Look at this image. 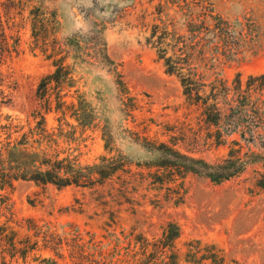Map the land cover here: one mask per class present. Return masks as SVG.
Returning a JSON list of instances; mask_svg holds the SVG:
<instances>
[{
    "label": "rangeland",
    "instance_id": "374dc122",
    "mask_svg": "<svg viewBox=\"0 0 264 264\" xmlns=\"http://www.w3.org/2000/svg\"><path fill=\"white\" fill-rule=\"evenodd\" d=\"M9 2L0 0V11L9 35L19 37V52L4 66L15 83L4 115L33 124L39 83L54 69L33 50L30 9L40 6L50 20V38L69 50L66 62L73 68L75 98L68 100L80 113L66 114L73 125L66 127L72 130L71 153L83 165L115 169L89 186L18 181L0 190V221L10 219L15 231L0 240V264H161L170 249L177 264H264V188L256 184L264 126H244L243 151L254 152L246 170L231 180L216 184L204 175L159 169L161 143L215 163L241 136L230 133L228 121L204 122L158 57L160 32L152 36L155 25L163 24L186 33V14L198 15L201 5L210 4L232 30L245 28L247 51L224 75L235 89L232 81L240 73L237 94L257 97L264 109V79H250L264 74V0H32L8 8ZM60 116L47 115L51 128ZM157 177L171 180L160 184ZM170 222L179 225L180 237L165 249L159 241Z\"/></svg>",
    "mask_w": 264,
    "mask_h": 264
},
{
    "label": "trees",
    "instance_id": "16d2710c",
    "mask_svg": "<svg viewBox=\"0 0 264 264\" xmlns=\"http://www.w3.org/2000/svg\"><path fill=\"white\" fill-rule=\"evenodd\" d=\"M25 1L32 0H10L6 6L19 8L25 5ZM200 8L203 11L198 15L186 14V33L169 31L166 24L155 25L152 36L160 32L154 42L158 57L163 61L166 72L179 79L186 100L201 109L206 124L220 126L228 121L232 126L230 133L240 134L241 139H235L236 147L229 150L226 158L215 163L161 143L157 149L162 152L163 160L156 165L162 170H172L175 175L185 177L189 173L199 174L213 183L221 184L241 175L251 163L250 155L254 151H243L242 140H246L243 128L249 123L264 126V109L257 97L246 95L243 91L237 94L238 87H241L240 73L232 81L235 89L224 75V68L241 60V54L247 51L245 28L232 30L229 21L215 14L210 4H203ZM42 10L40 6L30 9L33 50L50 59L54 69L39 83V108L32 113L33 124L27 125L3 113V107L12 102L15 89V83L8 79L4 66L19 52V37L9 35L5 16L0 11V190L12 188L18 181L52 184L58 188L89 186L104 182L115 169L111 163L108 170L102 168L101 164L83 165L78 156L71 153L72 130H66V127L73 128V125L66 119V114L70 111L77 118L80 113L75 109V102L68 100L69 96L75 98L70 95V88L75 86L73 68L66 62L69 50H63L62 46L58 48L56 41L50 38V20ZM8 15L6 20L11 21L13 17ZM230 34L233 41L228 38ZM255 78L264 79V74L250 76V79ZM226 106L230 110L227 114L224 112ZM50 113L65 116L57 118V127L49 126L47 115ZM254 141L253 136L248 139L249 147ZM262 159L264 162V157ZM262 170L256 184L264 188V163ZM155 180L164 184L171 179L157 177ZM10 221H0V240L11 238V232H15L10 227ZM179 237V225L170 222L159 242L165 249H170ZM166 258L161 264H177V255L171 249ZM51 261L58 264L55 259Z\"/></svg>",
    "mask_w": 264,
    "mask_h": 264
}]
</instances>
